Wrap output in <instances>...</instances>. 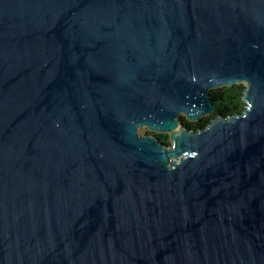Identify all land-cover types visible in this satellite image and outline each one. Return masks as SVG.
I'll return each mask as SVG.
<instances>
[{"label":"water","instance_id":"obj_1","mask_svg":"<svg viewBox=\"0 0 264 264\" xmlns=\"http://www.w3.org/2000/svg\"><path fill=\"white\" fill-rule=\"evenodd\" d=\"M0 264H264V0H0Z\"/></svg>","mask_w":264,"mask_h":264},{"label":"trees","instance_id":"obj_2","mask_svg":"<svg viewBox=\"0 0 264 264\" xmlns=\"http://www.w3.org/2000/svg\"><path fill=\"white\" fill-rule=\"evenodd\" d=\"M244 83H234L232 85H222L210 90L211 98L216 103L217 111L228 115L229 113H235L241 111L246 106L245 101L242 99V95L245 89ZM216 114V113H212ZM210 113L199 118L198 120L189 121L184 115L181 116L185 122L189 125L196 127L197 125H204L210 119ZM145 132H150L146 130ZM157 135L163 142L168 141V133L166 132H151Z\"/></svg>","mask_w":264,"mask_h":264},{"label":"flooded vegetation","instance_id":"obj_3","mask_svg":"<svg viewBox=\"0 0 264 264\" xmlns=\"http://www.w3.org/2000/svg\"><path fill=\"white\" fill-rule=\"evenodd\" d=\"M212 113H221V112H219V111H217V107H216V109L213 111V112H211L210 113V119L204 124V125H197L196 127H194L193 125H189V123L188 122H185L183 119H181V121H182V123L184 124V125H186V126H188V128H199V127H205V126H207L212 120H213V118L215 117V115L216 114H212ZM188 119V118H187ZM189 120V119H188ZM189 121H193V120H189ZM171 142V140H170V135L168 134V141H167V143H170Z\"/></svg>","mask_w":264,"mask_h":264},{"label":"rangeland","instance_id":"obj_4","mask_svg":"<svg viewBox=\"0 0 264 264\" xmlns=\"http://www.w3.org/2000/svg\"><path fill=\"white\" fill-rule=\"evenodd\" d=\"M209 114V113H208ZM148 130V128L146 126H141L139 127V132L140 133H145V131Z\"/></svg>","mask_w":264,"mask_h":264}]
</instances>
